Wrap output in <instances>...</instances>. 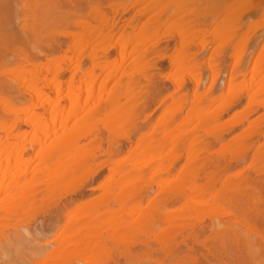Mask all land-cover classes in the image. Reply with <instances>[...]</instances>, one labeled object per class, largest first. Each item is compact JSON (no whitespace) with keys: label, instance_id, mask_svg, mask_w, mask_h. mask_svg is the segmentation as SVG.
I'll return each instance as SVG.
<instances>
[{"label":"bare ground","instance_id":"1","mask_svg":"<svg viewBox=\"0 0 264 264\" xmlns=\"http://www.w3.org/2000/svg\"><path fill=\"white\" fill-rule=\"evenodd\" d=\"M106 1L0 0V39H4L6 30L12 32L14 30L13 19H9L10 12L13 13L11 9L13 7L22 13L24 23L20 27L22 30L24 29L25 34L29 37L32 34L35 35V37L31 36V40L29 39L30 44L33 43L34 38L38 37L40 40L41 34L53 33L52 30L55 33L59 28L63 30L69 27L67 30L71 31V37L66 34L68 38H71L68 43L69 47H66L70 48V53H66V49H62L65 53L61 52V49H52V53L44 54L46 58L40 57L45 59L41 62L39 57L40 60L37 62L35 60L37 57L32 60L33 52L31 55L20 52L18 55H14L12 52L17 53L20 50L17 51V48L9 43L11 39L8 41L6 36L4 40L8 42L3 40L0 42L1 49L5 50L3 57H0L2 61L0 63V264H68L73 260L74 255L80 256V260L84 263L95 264V261L111 254L110 248L107 246V249L104 246L108 244H100L99 236L102 234L95 231L97 224H101L100 227L103 226V228L110 225L111 228L108 226V229H110L109 233H111L114 245L121 246L126 252L130 244L131 230L135 229L138 235L154 234L160 240L159 242L162 241V244L158 248L155 246V249L163 252L165 256L155 255L151 264H166V260L170 261L168 264H182L183 259L191 258L192 256L185 252L186 248L188 250L192 247L190 242L188 243V238L193 233L204 231L203 228L206 225L210 226L208 230L212 234H210L211 241L216 246V251L221 253L225 259L224 262H229L227 260L231 259V256L227 258L230 251L236 257L237 264H264V255L261 256V252L254 243L257 240L253 239L257 235L259 237L261 232L251 237L254 234L251 233L254 229H246L248 233L246 234L242 231L244 230L243 225L239 223V219L241 221L245 216L244 220L248 222L247 215L249 216L251 212L250 202L255 199V197L252 199V193L255 190L252 189L253 177L245 173V175H238L234 170L231 171L230 158L226 159L227 157L223 156L224 151H229L231 145L234 147L232 149L243 146L245 136L239 134L235 140L233 139L234 141L230 140L233 141L232 144L230 142V144H224V138L222 139L221 135L213 137L210 133L211 128L219 125L218 119L213 114H204L203 110L196 112L197 109H200L198 107L205 104V97H198L196 94L198 99L195 97L196 100L191 102L193 103L192 107L186 108V113L183 112L180 116L177 113V116L172 117L171 109H169L166 112L163 111V114L155 119V125L146 124L148 122H144L146 124L144 125L143 120L140 122L137 119L134 120L137 109L147 106L144 105L143 99L149 92H151L149 94L151 98L156 101L163 93L162 81L155 79L154 83V79L151 78H155L154 75L159 71L156 61L161 52V45L164 44L160 41L162 37L166 38L171 34L175 38L172 41L174 40L178 52L174 48L176 52L174 50L173 52L177 54L172 57L174 58L173 67L177 66L178 69L186 63L188 66L193 62L197 64L198 60H201L199 58L202 53L196 52L199 49L194 50L196 46L193 48L192 45L200 38L201 29H204L202 28L204 23H201V18L197 13L200 8H205L208 13L207 17L210 16V23L220 20L221 26L217 30H221L217 38L220 35L221 40L226 39L227 41L230 36L232 39L234 36L232 34H235L236 31L244 34L245 29L260 26L259 23L263 24L262 19L259 18L261 19L259 20L256 16L259 13L264 14V0H134L133 3L130 0H120L119 2L115 0L110 2L117 11L115 16L108 14ZM9 10L11 11L9 12ZM133 12L135 14L131 15L130 13ZM231 15L232 19L228 22H231L232 26L227 28L228 23L225 22ZM21 18L19 17V19ZM32 20H34V25L31 23ZM184 23L185 26L180 28ZM76 26L79 29L73 30ZM120 30V36L117 35L119 38L117 39L116 36L114 41L113 36ZM168 37L170 38V36ZM53 38L55 37L53 36ZM57 40L59 42V39ZM57 40L53 39L56 43ZM165 42L167 43V41ZM113 47L117 49L116 55L112 52ZM32 48L35 49L33 44ZM170 48L172 49V47ZM8 53L20 59L18 60L19 64L14 61L15 64H12L8 59L10 57H7L10 56ZM129 54L134 55V59L128 60ZM258 61L260 62L257 58L254 69L258 66ZM197 66L199 65L197 64ZM174 69L176 71V68ZM187 71L189 72V70ZM195 75H193L195 87L200 89L202 77L200 74ZM235 76L228 77L229 87L233 82L236 83L244 79ZM179 80L177 82L181 83ZM203 92L200 93L203 94ZM258 93L260 92L258 91ZM255 95L253 97H256ZM183 97L186 98L183 100L188 99V96ZM180 99H177V102H180ZM213 101L211 99V102ZM208 102L210 103V100ZM168 107L170 108V105ZM209 109L211 110V107ZM209 109L205 108V110ZM196 113L200 114L199 117ZM195 117L200 118L199 121L197 120V124L195 123L199 128H194V125L192 128L190 127V123ZM101 123L107 124L111 131L119 130L122 127L141 131L137 135V131L134 130L137 137L126 142L128 144L124 148L126 151H131L130 157L120 158L121 153L120 157L114 155L115 153L112 154L111 151L108 153V156H115V159L110 157L115 161L114 163L110 162L112 174H109L106 181L102 179L104 181V188H101L103 192L96 203L88 204V211H80L81 213L79 212L78 215L68 210L56 212L52 222L53 230L52 228L51 230L56 232L54 229L64 223L66 227L60 234H54V232V236L51 233V237L47 238L50 244H59L55 249L53 247L52 252L49 253L47 250L48 254H46L44 252L46 248L41 247L43 256L48 255L45 259L41 256L40 248L34 249L35 242L38 239H44L41 236L43 232L36 235L42 224H38L36 227L38 229L34 233L38 236L36 238L33 236L34 231L29 234L30 232L26 228L23 229V227L29 226L26 225L25 216L43 202L42 199L48 192H55L64 184H75L80 179L82 171L89 169L87 165H90L89 161L96 150L94 145L100 140ZM257 125L252 124V128L257 129ZM200 127L202 132H200L201 130L198 132ZM193 128L197 129V132H194ZM124 129L122 130L124 131ZM132 130L128 133L130 134ZM243 130L245 133L248 132ZM246 142L249 143V141ZM218 143L224 145L217 146ZM137 153H140L141 156L140 158L136 157L139 160L136 162L132 157L138 155ZM258 156L260 167L264 170V150ZM129 160H132V163ZM258 196L260 197V199L257 198L258 202H251L252 205L254 204L252 211L256 209V214L261 210V195L258 194ZM147 200V205L142 206L141 204ZM113 203L118 206V210L113 209V211H118V214L111 219V211L109 212L108 209L113 206ZM49 206L51 207L50 204ZM57 209L59 208L57 207ZM88 212L91 215V218L87 216L90 220L83 219V216ZM251 215L253 216V213ZM204 216H208L210 223L205 218V220L199 221L200 225H193L197 218L202 217L203 219ZM75 217L79 219L77 218V220ZM74 218L77 221L74 222ZM132 223L135 226L131 227ZM243 224L245 225V223ZM241 227L242 232L240 231ZM28 228L30 229V227ZM246 228L248 227L246 226ZM225 235L228 236L225 237ZM134 238L140 239V237ZM252 240L255 241L252 242ZM257 242L260 244V241ZM198 243L201 245L199 241ZM208 243L205 245L206 249ZM184 247L185 250H183ZM181 251L188 255L179 253ZM161 252L158 251V253ZM38 254H41L42 258ZM177 254L187 257L181 260L180 256L175 258ZM34 255H36L35 259L32 257ZM198 256L196 257L198 258ZM240 256H244V259ZM139 258L134 264L141 262ZM232 260L230 263L235 264V259L232 258Z\"/></svg>","mask_w":264,"mask_h":264},{"label":"rangeland","instance_id":"2","mask_svg":"<svg viewBox=\"0 0 264 264\" xmlns=\"http://www.w3.org/2000/svg\"><path fill=\"white\" fill-rule=\"evenodd\" d=\"M108 1V3H107ZM105 3L106 5V8L107 10L109 11L108 14H110L111 16H115L117 14V11L115 10V7H113L111 5L110 2L112 1H115V0H107ZM120 0H118L119 2ZM132 3L134 0H130ZM129 1V2H130ZM117 2V1H116ZM108 4V6H107ZM130 5V4H129ZM13 13L10 12L11 10H9L10 12V15H9V19H13V25H14V30L13 32L10 30H6L5 33H4V39H6L7 37V40L9 41L10 39V44L12 45L13 44V47H16L17 48V53L15 52H12L14 53V55H18L19 52L20 53H30L29 55H31V53L33 52L34 54H37V55H32L33 56V59L31 57L32 60H34V58L37 57L36 62L37 60L39 61L40 59V62L41 61H44L45 59H42L45 57L46 54H49V53H52L51 51H53L52 49H66L65 52L66 53H70V48H66V47H69L68 43H70V40H71V31L67 30L68 28H65L62 30V28H59L56 32L58 33H54V31L52 30L53 33H46L44 35L41 34V39L38 40V37L36 35L37 38H32L33 40V43H29V39L31 40V36H34L35 35H30V37L25 34V31L24 29L22 30V28L20 27V25L22 23H24L22 21L23 19V16L22 13H20V10H17L15 7L11 8ZM15 9V10H13ZM112 9V10H111ZM203 9V10H202ZM200 11V12H199ZM8 12V13H9ZM198 16L201 18V23H204L202 24V28L204 29H201V32H200V40L197 39V41L194 43V45H192V47L194 48V46H196L194 48V50H197L196 52L200 53L201 54V57L199 59H201L200 61L198 60L197 64L199 66H197L196 62L194 63L193 61V64H184V66L180 67L177 69V66L173 67L174 66V58H172L175 54L177 53H174L176 52L178 49L175 48V42H173L175 40L174 36L173 35H168L170 36V38L167 36V40L165 38V41H167V43L164 41V38L162 37V39L160 40L161 42H163L164 44L161 45V52L159 53V57L157 56V61H156V64H157V67H158V70L157 71V74H155L154 76H156L155 78L154 77H151L153 78V82L155 81V79H158V80H161L162 83H163V93H162V97L159 96V99L157 98L158 101H156V99H152L151 98V95H149L151 92H149V94H147L145 96V99H143L144 101V105H147L145 108L143 107H140L139 109H137V112L135 113V119L134 117H131V119H134V120H138L139 122L143 120V124L144 122H148L146 124H149V125H155L156 122L155 119L159 116H161L163 114V111L166 112L167 110L171 109L170 113L173 116H177V113L178 115L180 116L181 114L186 113L185 111H187V109H190V106L192 107L193 102L192 100H196L198 99L196 97V95L199 97V96H203L205 97V104L201 105L200 109H197L196 112L200 111L202 112V110L204 111L203 113L206 114V115H209V114H213L216 119H218L217 121L219 122V125H217L216 127L213 126L211 128V135L214 137L215 135L216 136H220L222 137L223 139V142H225L224 144H232L233 141L235 140V138L238 137L239 134H243L245 136V143L243 146H239L238 149H232V145H231V148H229V151H224L223 153V156L226 158V159H229L230 160V164H231V171L234 170L235 173L238 175H251L253 177V180H254V183L252 185V189H255L254 192L252 193V199H255L254 200H251L252 203H255V202H258V199H260V197L258 196V194L261 195V201H260V210L258 212V214L255 213V210H253V207H254V204L252 205V203L250 202V214L249 216L247 215V221L246 222L244 219H239V223L242 224L243 226V229L242 230V227L240 229V231L242 230L244 233L246 232V229H251L253 230V232L251 233H254L251 235L252 236H256V234L260 233L259 234V237H254L253 239L257 240V241H260V244L259 242H254L255 240H252V242H254L256 244V248L259 249V252H261V256L264 255V170L261 169L260 167V164H259V161H258V158L260 155V153H263V150H264V118L261 119V117H264V83H263V80H264V27L262 28L261 26H264V14L263 13H259L255 14V16L261 20V22H263V24L259 23L260 26H257L255 28L251 27V26H247V27H251V28H247L245 29V32L244 34L239 31H236L235 34H232L235 36V39L234 36L232 37L231 39V36L229 39H231L229 41V39L227 38V41L226 39L224 40H221L220 39V35H219V38H217V35L218 33L220 34V30H217L219 29V27L221 26V23H220V20H217L215 22H211L210 23V16H208V13L206 12L205 8H200L198 11ZM129 14V13H128ZM131 15L135 14V12L133 13H130ZM129 14V15H130ZM130 15V16H131ZM17 17V18H16ZM19 17H22L21 19H19ZM199 18V19H200ZM203 18V19H202ZM230 19H232V15L231 17L229 16V18H227V22H225L226 24L228 23L227 25V28H231L232 24L231 22H228L231 21ZM21 20V21H20ZM206 22V24H205ZM208 22V24H207ZM28 23V22H27ZM32 25H34V20L31 21ZM30 23V24H31ZM34 23V24H33ZM220 23V24H219ZM114 25V24H113ZM112 25V26H113ZM231 25V26H230ZM185 26V23L184 25H182L180 28H183ZM62 27V26H61ZM75 27V26H73ZM72 27V28H73ZM216 27V28H215ZM29 28V27H28ZM64 28V27H63ZM17 29V30H16ZM79 29V28H78ZM77 29V26L76 28H74L73 30H78ZM248 29H251V30H248ZM208 30V31H207ZM247 30V31H246ZM50 30H48L49 32ZM63 31H64V34H63ZM263 31V32H261ZM10 32V33H9ZM20 32V33H18ZM24 32V34H23ZM36 32V31H35ZM42 32V31H41ZM51 32V31H50ZM68 32V33H67ZM121 33V30L118 31L113 37H114V41L115 39L119 38L117 35L120 36V33ZM217 32V33H216ZM247 32V33H246ZM13 33V34H12ZM237 33V34H236ZM240 33V34H239ZM8 34V35H7ZM37 34V32L35 33ZM54 34V35H52ZM60 34V35H59ZM66 34L68 36H70L68 38V36H66ZM216 34V35H215ZM59 35V36H58ZM237 35V36H236ZM239 35V36H238ZM6 36V37H5ZM44 36V37H43ZM46 36V37H45ZM53 36L55 38H53ZM117 36V37H116ZM28 41H27V39ZM51 37V38H50ZM116 37V38H115ZM173 37V38H172ZM242 39H241V38ZM54 41L59 39V42L57 40V43H59L57 46H56V42ZM247 38V40H246ZM4 39H0V42L1 40L5 41ZM172 39H174L172 41ZM241 39V40H240ZM42 40V41H41ZM67 42H66V41ZM199 40V42H198ZM217 40V41H216ZM233 40V41H232ZM8 41H5V42H8ZM159 41V43H160ZM203 41V42H202ZM237 41V42H236ZM241 41H242V44H241ZM28 42V43H27ZM50 42V43H49ZM53 42V43H52ZM198 42V44H196ZM240 42V43H239ZM24 44L23 46L20 45V44ZM42 43V44H41ZM45 43V45H44ZM47 43V44H46ZM200 43H202L200 45ZM235 43V44H234ZM32 44L35 46V49L32 48ZM36 44V45H35ZM65 44V45H64ZM174 44V45H172ZM219 44V45H218ZM232 44V45H231ZM244 44V45H243ZM0 45H2L0 43ZM26 45V46H25ZM67 45V46H66ZM172 47V49L169 47ZM198 45H200L198 47ZM236 45V47H235ZM240 45V47H239ZM242 45V46H241ZM40 48H39V47ZM164 46V47H163ZM166 46V47H165ZM220 46V47H219ZM38 49H37V48ZM56 47V48H55ZM167 47L168 50H167ZM205 47V48H204ZM2 46L0 47V57L4 55V51L5 50H2L1 49ZM51 48V49H50ZM175 48V50H174ZM203 48V49H202ZM219 48V49H218ZM235 48V49H234ZM165 49V50H164ZM222 49V51H220ZM64 50H62L61 52H64ZM69 52H68V51ZM167 50V52H166ZM174 50V52H173ZM235 50V51H234ZM238 52H237V51ZM240 50V52H239ZM247 50V51H246ZM3 51V52H2ZM39 51V52H37ZM117 51L116 47H113L112 48V52L115 54ZM41 52V53H40ZM43 52V54H42ZM46 52V53H45ZM64 52V53H65ZM178 52V51H177ZM219 52V53H218ZM258 52V53H257ZM260 52V53H259ZM163 53V54H162ZM165 53V54H164ZM167 53V54H166ZM242 53V54H241ZM10 55V53H8ZM7 54V55H8ZM40 56H39V55ZM45 54V55H44ZM219 54V55H218ZM235 54V55H233ZM261 54V55H260ZM13 54L10 55V56H7V57H10L8 58L9 60H11L10 62L13 64L14 62L17 64H19V61L20 59H18L17 57H15ZM27 55V54H26ZM116 55V54H115ZM231 55V56H230ZM42 56V58H40ZM131 58H130V57ZM134 55H131L129 54L127 59L130 60V59H134L133 57ZM213 56V57H212ZM38 57L40 59H38ZM115 57V56H114ZM175 57V56H174ZM46 58V57H45ZM205 58V59H204ZM258 58V60H260V62L258 61L257 63V67L256 69H254V64H256V59ZM13 59V60H12ZM216 59V60H215ZM17 60V61H16ZM172 60V61H171ZM240 60V61H239ZM14 61V62H13ZM221 63H220V62ZM2 61L0 60V63ZM21 62V61H20ZM173 62V63H172ZM235 62V63H234ZM14 63V64H15ZM239 63V64H238ZM196 66H195V65ZM159 65V66H158ZM192 65H194L192 67ZM238 68H237V66ZM253 66V67H252ZM173 67V68H171ZM188 67V68H187ZM200 67V68H199ZM16 68V67H14ZM176 68V71L175 69ZM187 68V69H186ZM194 68V69H193ZM227 68V69H226ZM180 69V70H179ZM185 69V70H184ZM260 69V70H259ZM161 70V72H160ZM189 70V72L187 71ZM243 70V71H242ZM252 70V71H251ZM164 71V72H163ZM187 71V72H186ZM259 71V72H258ZM263 71V72H261ZM236 72V73H234ZM252 72V73H251ZM255 72V75H253V73ZM160 75H159V74ZM175 73V74H174ZM233 73V74H232ZM239 73V74H237ZM195 74H200L201 75V81H202V85H200V89H197L195 87V81H194V76H196ZM241 74V75H240ZM251 74V75H250ZM231 75H236L235 77H238L239 78H244L242 81H239V82H233L231 84V87H229L230 85L227 84V79L229 76ZM245 75V76H244ZM253 75V76H252ZM6 76V75H4ZM161 76V77H160ZM198 76V75H197ZM163 77V79H162ZM211 77V78H210ZM176 78V79H175ZM183 78V79H182ZM261 78V79H260ZM180 79L179 82H177V80ZM259 79V81H258ZM183 80V81H181ZM205 80V81H204ZM215 80V81H214ZM251 80V81H250ZM254 80V81H253ZM262 80V81H261ZM150 81L152 82V79H150ZM214 81V82H213ZM253 81V82H252ZM157 82V81H156ZM175 82V83H174ZM155 83V82H154ZM153 83V84H154ZM160 83V84H162ZM178 83V84H177ZM239 83V84H238ZM156 84H159V83H156ZM159 84V85H160ZM238 84V85H236ZM245 84V86H244ZM210 87V88H209ZM259 87V88H258ZM195 88V89H194ZM208 88V89H207ZM261 88V89H260ZM203 89V90H202ZM230 89V90H229ZM260 89V90H259ZM206 90V91H205ZM210 90V92H209ZM255 90V91H254ZM204 91L203 94L200 93V92ZM232 91V92H231ZM258 91L260 93H258ZM208 94H207V93ZM166 93V94H165ZM187 93V94H186ZM200 93V94H199ZM211 95H210V94ZM255 93L257 94L255 95ZM263 93V94H262ZM196 94V95H195ZM205 94V95H204ZM237 94V95H236ZM250 94V96H249ZM253 94V95H252ZM167 95V96H166ZM192 95V96H191ZM195 95V96H194ZM210 95V97H209ZM256 96V97H253V96ZM165 96V97H164ZM176 96V97H175ZM183 96H188V99L187 100H183L185 97ZM194 96V97H193ZM227 96V97H226ZM183 97V98H182ZM196 97V99H194ZM213 97V98H212ZM229 97V98H228ZM260 97V98H259ZM162 98V99H161ZM174 98V99H173ZM182 98V99H180ZM192 98V99H191ZM201 98V97H200ZM199 98V99H200ZM251 98V99H250ZM255 98V99H254ZM151 99V100H149ZM161 99V100H160ZM177 99H180V102L178 101L177 102ZM186 99V98H185ZM191 99V100H190ZM211 99L213 102H211ZM261 99V100H260ZM176 100V101H175ZM190 100V101H189ZM210 100V103L208 102ZM255 100V101H254ZM223 101V103H222ZM226 101V102H225ZM162 102V103H161ZM188 102V103H187ZM209 105H207L208 103ZM147 103V104H146ZM171 103V104H170ZM174 103V104H173ZM182 103V104H181ZM185 103V104H184ZM207 103V104H206ZM213 103V104H212ZM168 104V105H166ZM177 104V105H176ZM216 104V105H214ZM162 105V107H161ZM170 105V108L168 107ZM173 105V106H172ZM176 105V106H175ZM188 105V106H187ZM207 105V106H206ZM231 105V106H230ZM183 106V107H182ZM209 106V107H208ZM168 107V108H167ZM189 107V108H188ZM211 107V110L209 109ZM214 107V108H213ZM148 108V110H147ZM173 108V109H172ZM177 108V109H176ZM187 108V109H186ZM204 108V109H203ZM205 108L209 109V110H205ZM145 109V110H144ZM163 109V110H161ZM184 109V110H183ZM218 109V111H217ZM148 111V112H147ZM157 111V112H156ZM161 111V113H160ZM209 111V113H208ZM213 111V112H212ZM243 111V112H242ZM155 112V113H154ZM176 112V113H175ZM216 112V113H214ZM202 113V115H203ZM239 113V114H237ZM241 113V114H240ZM243 113V115H242ZM158 114V115H157ZM216 114V115H215ZM236 115V116H233V115ZM197 115V113H196ZM200 115V114H199ZM199 115H197V117H199ZM239 116V117H238ZM260 117V118H259ZM140 118V119H139ZM153 119V120H152ZM200 120V118H194V120L190 123V127L192 128L193 125L195 126L194 128H199L198 125H195V123L197 124V120ZM198 120V121H199ZM260 120V121H259ZM263 120V121H262ZM240 122V123H239ZM263 122V123H262ZM155 123V124H154ZM222 123V125H221ZM144 124V125H146ZM232 124V125H231ZM249 124H251L250 126H248ZM252 124H258L257 126V129H254L252 128ZM26 125V124H25ZM100 131H102L100 134V140L98 142L95 143L94 147L96 150H94V154L95 156L92 155V158L90 159V165L87 167L89 168L88 170H84L82 171L81 173V176H80V179H78V181L75 182V184H64L63 186H61L62 188L59 187V189L55 190V192L51 191L50 193L48 192L47 193V197L45 196L42 200L43 202L40 204V205H37L35 208L32 209V211L30 213H28V215H26V225L28 227H30V229L28 227H23V229L25 230V228L27 229L28 232H30L29 234H32L33 232V236H36V235H39V233L43 232V235L42 238L44 237V239L42 240H37L36 238L38 236H36L35 239L33 240H37V242H35L36 244H34V249L37 250L40 248V253L41 251L43 252V249L42 248H46L44 250V252L46 253L47 250H49L48 252H52L59 244L55 245V243H49L48 242V237L50 238L51 236V233L53 234L55 231H52L53 230V226H52V222L53 220L55 219V214L56 212H58L59 210H68V211H72L74 212V214L78 215L82 212H85V211H88L87 210V207L90 205V204H94L98 201V198L100 197V195L102 194V190L101 188H104L103 186V180H107V177H109L110 175L109 174H112L110 171V166H111V163H114L115 161L113 159H115V156L111 155L113 159H111L110 157L111 156H108V153L111 151L112 154L114 155H119L120 158H128L130 157L131 155L129 153H131V151H126V149L124 147H126L128 143H126L127 141L130 142L129 140H131V138L135 139V132L137 131V135L140 134V131H138V129H134L132 130V132L129 134L128 132H130L131 130L128 128V131L126 130L127 128L126 127H122L121 129L119 130H114V131H111L110 127L107 125V124H103L101 123L100 124ZM107 126V129H106V126ZM263 125V126H261ZM242 126V128H241ZM248 126V127H247ZM261 126V127H260ZM245 127V128H244ZM249 127H250V130H249ZM123 128L124 131L122 130ZM188 128H189V125H188ZM193 128V131L197 132V129H194ZM248 128V129H247ZM259 128V129H258ZM104 129V130H103ZM109 129V130H108ZM190 129V128H189ZM188 129V130H189ZM245 131H248V132H244ZM254 129V131H253ZM261 129V130H260ZM191 130V129H190ZM201 130V131H200ZM227 130V131H226ZM238 130V131H237ZM241 130V132H240ZM243 130V131H242ZM104 131V132H103ZM111 131V132H110ZM192 131V130H191ZM202 132V129L200 127V129H198V132ZM214 131V132H213ZM231 131V132H229ZM260 131V132H259ZM127 132V133H126ZM139 132V133H138ZM240 132V133H239ZM252 132V133H251ZM121 133V134H120ZM134 133V135H133ZM232 133V134H231ZM238 133V134H237ZM237 134V136H236ZM250 134V135H249ZM125 135V136H124ZM229 135V136H228ZM247 135V136H246ZM111 136V137H110ZM128 136V137H126ZM134 136V137H133ZM235 136V137H234ZM103 137V138H102ZM124 137V138H123ZM137 137V136H136ZM227 137V138H226ZM233 137V138H232ZM249 138V139H246V138ZM103 139V140H102ZM114 139V140H113ZM214 139V138H213ZM229 139V140H228ZM234 139V140H233ZM252 139V140H251ZM226 140V141H225ZM230 140H233V141H230ZM254 140V141H253ZM109 141V142H108ZM246 141H249V143H247ZM259 141V143H258ZM230 142V143H229ZM251 143V144H250ZM125 146H124V145ZM222 143V145H224ZM246 144H248V146H246ZM254 144V145H253ZM116 145V146H115ZM218 145H221L220 143L217 144ZM221 145V146H222ZM263 145V146H262ZM226 146V145H225ZM256 147V148H255ZM258 147V148H257ZM102 148V149H101ZM234 148V147H233ZM242 149V150H241ZM258 151H255L257 150ZM261 149V150H260ZM263 149V150H262ZM234 150H236L234 152ZM251 150V151H250ZM99 151V152H98ZM98 154H97V153ZM118 152V153H117ZM227 152V153H226ZM259 152V153H258ZM107 153V154H106ZM121 153V155H120ZM123 153V154H122ZM234 153V154H233ZM251 153V154H249ZM127 154V155H126ZM138 154V153H137ZM108 156V157H107ZM140 158V153L138 155H135L134 157V161H139L138 159H136V157ZM238 156V157H237ZM255 156V157H254ZM229 157V158H228ZM236 157V158H235ZM108 158V159H107ZM243 158V159H242ZM98 159V160H97ZM113 160V161H112ZM235 160V162H234ZM95 161V162H94ZM99 161V162H98ZM103 163L101 164L100 163ZM132 161V160H131ZM129 160V162H131ZM237 161V162H236ZM239 161V162H238ZM105 162V163H104ZM111 162V163H110ZM132 163V162H131ZM140 163V162H139ZM145 163V162H143ZM93 164V165H92ZM99 164V165H98ZM127 165L129 163H126ZM125 164V165H126ZM259 164V165H258ZM234 165V166H232ZM244 165V167H243ZM107 166V168H106ZM92 168V169H91ZM109 168V169H108ZM234 168V169H233ZM251 168V169H250ZM240 169V170H239ZM243 170V171H242ZM259 172V173H258ZM245 173V174H244ZM262 176V177H261ZM116 177V176H115ZM255 177V178H254ZM99 178V179H98ZM101 178V179H100ZM92 179V180H91ZM103 179V180H102ZM89 180V181H88ZM256 181V182H255ZM78 182V183H77ZM94 182V183H93ZM70 183V182H69ZM97 185H96V184ZM91 184V185H90ZM94 184V185H93ZM262 184V185H261ZM66 186V187H65ZM76 186V187H75ZM83 186V187H82ZM75 189H74V188ZM80 187V188H79ZM254 187V188H253ZM83 188V189H82ZM263 188V189H262ZM83 190V191H81ZM75 191V192H73ZM80 191V192H79ZM100 193V194H99ZM87 194V195H86ZM69 195V196H68ZM84 195V196H82ZM75 196H77L75 198ZM81 196V197H80ZM86 196V197H85ZM56 198V199H55ZM75 198V199H74ZM258 198V199H257ZM85 199V200H84ZM59 200V201H57ZM61 200V201H60ZM74 200V201H72ZM257 200V201H256ZM48 201V202H46ZM52 201V202H51ZM55 201V202H54ZM79 201V203H78ZM263 201V202H262ZM50 202V203H49ZM83 202V203H82ZM94 202V203H93ZM148 203V200L143 202L141 205L142 206H146ZM49 204L51 205V207L49 206ZM89 204V205H88ZM57 207L59 209H57ZM74 207V208H73ZM114 207V208H113ZM118 206H116L115 203H113V206L110 208L109 207V212L111 214L110 218L113 219L117 216L118 214V211H113L114 210H118L117 209ZM39 208V209H38ZM86 208V209H85ZM93 208H95L93 206ZM252 208V209H251ZM42 211H41V210ZM36 210V211H35ZM57 210V211H56ZM80 212V213H79ZM263 212V213H262ZM251 213H253V216L251 215ZM262 213V217L260 216V214ZM30 214V215H29ZM35 214V215H34ZM256 215V216H255ZM85 216V217H84ZM83 216V219L85 220H90L91 218V215H90V212L86 213L85 215ZM90 217L88 219V217ZM259 216V217H258ZM138 217V215H137ZM261 217V218H260ZM76 219L78 217H75ZM73 219L74 222L77 221L76 219ZM205 218L207 219V221L210 223V219H208V216H204V218L202 219V217H199L197 218L193 225L197 226V225H200L201 223H199V221H203L205 220ZM243 218V217H242ZM34 221H32V220ZM202 219V220H201ZM260 219V220H258ZM42 220V221H41ZM57 221V220H55ZM244 221V222H243ZM73 222V223H74ZM245 223V225L243 224ZM41 225L42 226H39L40 227V230L36 229V227H38L37 225ZM133 224V223H132ZM240 224H239V227H240ZM44 225V226H43ZM131 225V224H130ZM101 224H97V227H95V231H98L99 233H101L99 236V240H100V244L104 245V244H108V245H104L106 248L108 246V248H110L111 250V254L108 256V257H103L102 259H99L98 261H95V264H134V262H136V260L138 261V257L139 260L141 259V262L139 261L140 264H151L153 263L152 260H154V256L155 255H159L160 257H164L165 255L163 254V252H161L160 250L158 249H155L156 247L158 248L161 244H162V241L159 242L160 240H158V238L155 237L154 234H145L147 236H145L144 234H137L135 229L131 230V238H130V244L128 245V251H123L124 248H122L121 246H115L114 243H113V240H112V237H111V233H109L110 229H108L110 227V225H107L106 227L103 228L100 227ZM109 226V227H108ZM132 226H135L134 224L131 225ZM246 226L248 228H246ZM250 226V227H249ZM253 226V227H252ZM42 227V229H41ZM65 223L62 225H59V227H56L57 229H54L56 230V232L54 234H60L64 228H65ZM204 227V226H203ZM210 226L209 225H206L204 229V231H201V232H198L196 234H192V236H189V240H188V243L190 244V247L191 250H189L190 248H186L185 250V247L183 248V250H185V252H188L189 253V256H192L191 258L189 257L188 259H186L185 257L187 256H184L182 254H187V253H183L182 251L179 252V253H182L180 255H176L175 258H177V256H180L182 258H180L181 260L183 258V263L182 264H213L214 262H216L215 264H229L230 262H232V258H234L235 260V264H237V260H236V257L233 256L231 254V252L229 251V249H227L229 251V253L231 254H228L229 257L227 258H230L231 256V259H228L226 258L227 261L229 262H224L223 260V256L221 255V253L217 252L216 249H215V245L212 243L211 241V238H210V229L209 228ZM52 228V230H51ZM106 228V229H105ZM111 228V227H110ZM134 228V227H133ZM253 228V229H252ZM29 229V230H28ZM101 229H102V232H101ZM206 229V231H205ZM259 229V230H258ZM38 230V232H36V235H34L35 231ZM51 231V232H50ZM239 231V232H240ZM241 231V232H242ZM248 231V230H247ZM250 231V230H249ZM47 233V234H46ZM205 236H204V234ZM208 233V234H207ZM250 233V234H251ZM54 234L52 236H54ZM136 234V235H135ZM246 234H248L246 232ZM245 234V235H246ZM49 235V236H47ZM142 235V237H141ZM144 235V236H143ZM212 235V234H211ZM32 236V237H33ZM151 236V237H150ZM197 236V237H196ZM228 236V235H227ZM225 235V237H227ZM134 237H140V239L138 240V238H134ZM146 237V238H145ZM193 237V238H192ZM212 237V236H211ZM261 237V238H260ZM194 238L196 239V243L194 241ZM204 238V239H203ZM206 238V239H205ZM241 240L242 238L239 237ZM258 238V239H257ZM154 239V240H153ZM156 239V240H155ZM193 239V240H192ZM47 240V241H46ZM142 240V241H141ZM207 240V241H206ZM240 240V241H241ZM43 241V242H41ZM103 241V242H102ZM135 241V242H134ZM154 241V242H153ZM158 241V242H156ZM194 241V242H193ZM198 241L200 242L201 245H199ZM106 242V243H105ZM141 242V244H140ZM209 242V243H208ZM137 243V244H136ZM143 243V244H142ZM193 243V244H191ZM203 243V244H202ZM207 244L208 248L206 249L205 248V245ZM37 245V247H36ZM194 245V246H193ZM211 245V247H209ZM227 245V244H226ZM45 246V247H43ZM156 246V247H155ZM204 248H203V247ZM206 246V247H207ZM42 247V248H41ZM54 247V249H53ZM107 248V249H108ZM42 249V250H41ZM136 249V250H135ZM52 250V251H51ZM155 250V251H153ZM157 250V251H156ZM202 250V251H201ZM208 250V251H207ZM209 250H211L209 252ZM161 252V253H158ZM191 251V252H190ZM204 251V252H203ZM207 251V252H206ZM227 251V252H228ZM78 252V251H77ZM132 252V253H131ZM155 252V253H154ZM202 252V253H201ZM39 253V251H38ZM190 253H192L193 255H191ZM201 253V254H200ZM42 254V255H41ZM40 255L43 256V253H41ZM48 254V253H46ZM45 254V255H46ZM139 254V255H138ZM147 254V255H146ZM149 254V256H148ZM176 254V253H175ZM206 254V255H204ZM208 254V256H207ZM242 254V252L240 253V255ZM244 254V252H243ZM38 254V256L40 258H42ZM44 255V256H45ZM151 255V256H150ZM188 255V254H187ZM200 257H199V256ZM224 255V254H223ZM245 255V254H244ZM43 256V257H44ZM48 256V255H47ZM44 257L45 259L47 258ZM148 256V258H147ZM198 256V258L196 257ZM219 256V257H218ZM233 256V257H232ZM33 258L36 257V255L32 256ZM39 257H37V259H40ZM153 257V258H152ZM210 257V258H209ZM221 257V258H220ZM240 257H244V256H240ZM32 258V259H33ZM105 258V259H104ZM143 258V259H142ZM171 259V257H169ZM168 258V259H169ZM225 258V257H224ZM35 259V258H34ZM36 259V260H37ZM130 261H129V260ZM214 259V260H213ZM244 259V258H243ZM207 260V261H206ZM220 260V261H219ZM106 262V263H105ZM108 262V263H107ZM165 262V261H164ZM166 264H168V262L170 261H167L166 260ZM88 264V263H84V261L80 260V256H77V255H74V258L72 261H70L68 264ZM138 263V264H139ZM90 264V263H89ZM171 264V263H169ZM181 264V263H180ZM231 264V263H230ZM234 264V263H233Z\"/></svg>","mask_w":264,"mask_h":264}]
</instances>
